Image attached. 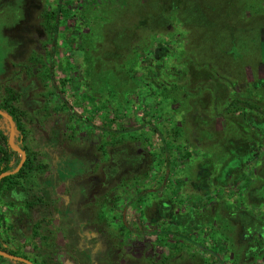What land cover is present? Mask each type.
<instances>
[{
	"label": "rangeland",
	"instance_id": "374dc122",
	"mask_svg": "<svg viewBox=\"0 0 264 264\" xmlns=\"http://www.w3.org/2000/svg\"><path fill=\"white\" fill-rule=\"evenodd\" d=\"M13 2L0 1V104L5 102L7 89L16 90L14 104L26 109L33 128L46 123L44 133L49 138L55 137L54 128L59 139L64 131V137L70 134V144H97L103 138L96 128L105 113L101 98L137 106L133 110L141 126L155 114L137 99L138 93L145 95L146 84L155 90L161 84H183L179 97L160 101L168 117L172 115L170 120L182 122L193 142L184 150L190 155L179 163V176L188 174L183 188L193 194L195 207L210 209L216 200L225 198L228 209L215 210L212 215L221 214L227 221L209 227L208 214L199 220L190 206L178 234L191 236L196 246L188 243L181 250L173 249L169 244L174 237L165 239L155 233L143 234L134 242L132 234L124 241L126 256L143 258L140 264L150 260L153 264H210L216 260L218 264H264V0H64L60 23L49 30L46 13L57 9L58 0ZM131 73L135 74L132 79ZM76 115L88 118L89 124H75ZM26 125L30 138L32 127ZM139 130L149 141L148 145L136 141L138 150L161 151L159 138L149 125ZM9 131L8 127V135ZM18 135L15 128V145ZM6 137L0 136V152L10 148L20 160L21 154ZM29 138L25 141L28 147ZM165 170L157 166L150 171L146 185L158 188V178ZM97 175L102 176L100 171ZM63 188L60 184L57 189ZM13 195L19 200L14 205L0 197L1 245L20 248V256L34 264H51L44 252L39 254L40 236L31 239L25 234L29 222L22 221L19 212L27 196ZM235 195L238 199H229ZM124 212L128 225L146 227L141 210ZM169 223L166 220L162 225L169 227ZM54 236L58 245L66 246L68 239L60 229ZM181 237L174 243H180ZM202 244L216 255L201 251ZM71 251L76 254L75 249ZM100 251L101 245L94 256ZM55 259L74 264L61 256ZM0 264L21 263L0 256Z\"/></svg>",
	"mask_w": 264,
	"mask_h": 264
},
{
	"label": "trees",
	"instance_id": "16d2710c",
	"mask_svg": "<svg viewBox=\"0 0 264 264\" xmlns=\"http://www.w3.org/2000/svg\"><path fill=\"white\" fill-rule=\"evenodd\" d=\"M6 3L14 4L13 0H6ZM64 6H66L64 0H58L57 9H52L50 14L46 13L49 19L46 30L53 29L60 23L59 13L64 12ZM129 76L132 79L135 74L131 73ZM182 85L172 83L171 87H167L161 84L160 89L155 90L151 84H146L145 95L138 93V102L145 110L148 108L147 111L155 113L144 120L141 126L149 125L158 136L161 151L156 152L153 150L141 152L135 145L136 141L148 145L149 140L147 135L139 130L141 126L136 120L137 112L134 111L137 106L128 105V101L115 102L109 98L106 102L101 98L100 102L105 113L102 116V125L96 128L100 130L103 138L97 144L90 145L86 142L85 145H77L69 143V138L72 136L66 134L67 137H64L65 131L59 139L60 135L54 128L55 137L49 138L48 132L44 133V128L48 127L46 123L41 122L40 127L33 128L26 109L18 108L13 102L17 91L11 88L6 90L5 102L0 104V110L10 117L14 128L19 131L17 143L25 150L26 159L18 172L0 179V197L6 198V203L14 205L19 200L13 194L20 192V195L27 196L23 204H19L22 208L19 212L20 218L22 217V221H28L30 226V230L25 234L30 235L31 239L40 236L39 254L44 252L48 260L52 259L51 264H65L56 262V259L54 260L56 256H61L74 264H140L143 258L126 256L129 254L125 252L124 246L127 243L124 241L132 234L135 235L134 242H137L143 234L148 236L155 233L165 239L174 237L175 241L169 244L173 249L181 250L182 246L186 247L188 243L196 246L192 244L196 240L191 236L181 237V234H178L181 230L179 224L184 215L187 217L188 214L185 213L190 206L199 220L208 214L207 218L211 220V223H207L209 227L213 222L224 224L227 221L226 218L219 217H222L221 214L216 218L212 215L215 210L218 212L228 209L225 198L216 200L210 209L195 207L192 204L195 199L193 194L190 191L186 193V189L183 188L184 176L189 178L188 174L179 176V163L182 159H188L190 155L188 151L184 153V150L190 148L193 142L186 135L182 122L170 120L172 115L168 117V111L161 107L160 101L162 97H179L177 93ZM239 102L237 100L235 103L239 104ZM232 104L234 105V102ZM62 107L67 108V103L63 102ZM75 118L74 123L77 122L81 127L89 122L88 118L80 115H76ZM125 118L129 121L120 122ZM27 123L31 124L30 128L32 127L30 138ZM8 124V118L0 114V136L4 139L8 136ZM89 129L93 128L89 127ZM70 130L74 131L75 128ZM38 133L39 135L36 136ZM28 138L31 139L30 147L25 145ZM150 144L151 142L149 146ZM41 150H44L43 153ZM14 157L15 152L10 148L1 150L0 173L13 170L17 166L19 159ZM157 166H164L166 170L158 178L160 186L150 188L145 180L150 171ZM98 171L102 176L97 175ZM60 184L64 187L62 191L57 189ZM183 191L185 192L182 193ZM233 198L238 199L236 195L229 197V199ZM119 207L120 210L117 212ZM129 208L141 210L143 220L147 222L146 227L155 226V228L148 230L145 227L144 230L128 225L124 211ZM170 211L172 214L168 215ZM85 212H90L91 215H86ZM166 220L170 222L169 227L162 225ZM8 227L12 226L8 225ZM59 229L68 239L65 247L55 242L54 235ZM176 234L182 238L178 244H175L179 240V236L175 237ZM99 245L101 251L94 256L93 252ZM0 249L20 255V248L9 249L0 243ZM72 249H75L76 254L71 251ZM200 249L201 251L206 249L209 255L217 253L214 249L208 251V247L203 244L200 245ZM218 263V260L210 261V264ZM149 264H153V260H150Z\"/></svg>",
	"mask_w": 264,
	"mask_h": 264
},
{
	"label": "water",
	"instance_id": "95a60500",
	"mask_svg": "<svg viewBox=\"0 0 264 264\" xmlns=\"http://www.w3.org/2000/svg\"><path fill=\"white\" fill-rule=\"evenodd\" d=\"M0 114L4 117H7L8 118V121H9V135H8V142L10 144V146L17 152H19L21 154V158L17 164V166L13 169V170H9V171H3L0 173V179L5 177V176H8V175H11V174H14L16 173L23 165L24 161H25V158H26V152L25 150L20 147L19 145H15L13 142H12V138H13V135H14V131H15V128H14V124L13 122L11 121L10 117L7 116V114L3 111L0 110ZM0 256L2 257H5V258H8V259H12V260H16L18 262H23L25 264H34L32 261H30L29 259L23 257V256H20V255H16V254H13V253H10L6 250H3V249H0Z\"/></svg>",
	"mask_w": 264,
	"mask_h": 264
},
{
	"label": "flooded vegetation",
	"instance_id": "af4514ba",
	"mask_svg": "<svg viewBox=\"0 0 264 264\" xmlns=\"http://www.w3.org/2000/svg\"><path fill=\"white\" fill-rule=\"evenodd\" d=\"M7 251V250H6ZM11 253V252H10Z\"/></svg>",
	"mask_w": 264,
	"mask_h": 264
}]
</instances>
